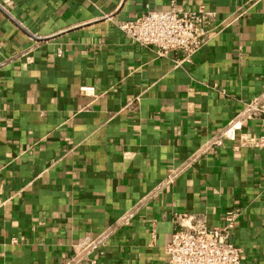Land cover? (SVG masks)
<instances>
[{"label":"crops","instance_id":"0c3cea01","mask_svg":"<svg viewBox=\"0 0 264 264\" xmlns=\"http://www.w3.org/2000/svg\"><path fill=\"white\" fill-rule=\"evenodd\" d=\"M209 14L190 62L118 24ZM92 87L83 91L82 88ZM264 0H0V264H166L178 228L238 210L240 264H264ZM239 121L236 127L232 124Z\"/></svg>","mask_w":264,"mask_h":264},{"label":"built area","instance_id":"2783aa9c","mask_svg":"<svg viewBox=\"0 0 264 264\" xmlns=\"http://www.w3.org/2000/svg\"><path fill=\"white\" fill-rule=\"evenodd\" d=\"M209 14L203 6L194 11H180L173 5L166 10L146 8L138 16L122 21L118 29L131 41L152 48L158 56L181 55L180 61L190 62L205 42L204 27ZM92 87L82 88L83 91ZM257 117L262 128L258 136L241 139L246 148H264V92L249 100L240 114V122ZM236 121L232 127H236ZM238 210L226 212L222 225L209 227L200 220L187 226L178 219V228L165 247L166 264H240L242 250L232 241ZM108 233L79 240L73 246V258L65 264H81L90 254L101 249Z\"/></svg>","mask_w":264,"mask_h":264}]
</instances>
